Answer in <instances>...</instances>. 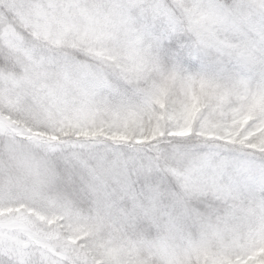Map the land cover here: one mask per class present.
Returning <instances> with one entry per match:
<instances>
[{"label":"snow or ice","instance_id":"6c2138e0","mask_svg":"<svg viewBox=\"0 0 264 264\" xmlns=\"http://www.w3.org/2000/svg\"><path fill=\"white\" fill-rule=\"evenodd\" d=\"M0 264H264V0H0Z\"/></svg>","mask_w":264,"mask_h":264}]
</instances>
